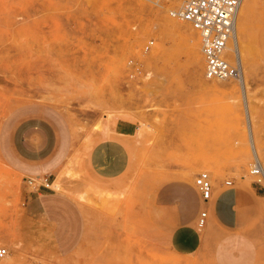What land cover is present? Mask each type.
I'll use <instances>...</instances> for the list:
<instances>
[{
  "label": "rangeland",
  "instance_id": "374dc122",
  "mask_svg": "<svg viewBox=\"0 0 264 264\" xmlns=\"http://www.w3.org/2000/svg\"><path fill=\"white\" fill-rule=\"evenodd\" d=\"M242 8L247 107L234 81L203 76L196 31L160 1L0 0V264H264L262 187L236 226L198 227L195 251L169 242L198 209L197 171L256 186L247 111L264 165V0ZM35 113L57 120L40 171L9 148ZM116 118L134 124L127 164L100 178L86 152Z\"/></svg>",
  "mask_w": 264,
  "mask_h": 264
},
{
  "label": "crops",
  "instance_id": "0c3cea01",
  "mask_svg": "<svg viewBox=\"0 0 264 264\" xmlns=\"http://www.w3.org/2000/svg\"><path fill=\"white\" fill-rule=\"evenodd\" d=\"M55 121L57 120L52 115L35 113L19 118L11 125L9 148L18 159L29 164L33 171L48 169L51 165L47 160L52 155L56 144ZM133 125L130 121L119 118L107 124L109 132L114 136L98 138L86 152L85 165L93 175L111 178L124 170L128 160V150L119 135L126 136ZM97 134L99 131L93 130V137ZM43 177L47 178L42 176L39 184ZM49 182L50 180L44 187H48ZM260 188L257 184L253 186L244 181L232 184V179L229 185L221 183L217 187L212 186L211 198L205 203H200L199 199L197 202L198 208L204 205L208 209L204 223L205 230L209 231L212 225L224 228L234 227L239 224L243 215L257 211L249 206V200L258 202L256 198L261 197L262 194H259L256 189ZM262 190L264 191L263 188ZM195 216L196 213L188 220L175 224L169 240L173 249L193 252L200 246L202 237L197 229L199 226L195 224ZM208 219L209 226H207Z\"/></svg>",
  "mask_w": 264,
  "mask_h": 264
},
{
  "label": "built area",
  "instance_id": "2783aa9c",
  "mask_svg": "<svg viewBox=\"0 0 264 264\" xmlns=\"http://www.w3.org/2000/svg\"><path fill=\"white\" fill-rule=\"evenodd\" d=\"M146 1L151 4L160 1L169 16L187 22L196 31L202 58V74L206 79L234 81L243 89L242 67L237 51L235 48L234 51L227 48L234 32L235 14L240 0H177L178 4H171L176 0ZM152 41L151 38L147 39L143 50H146ZM129 62L132 60H128ZM248 172L255 177L252 181L264 189V170L256 157H252ZM27 181L31 182V178ZM192 183L200 203H205L211 198L213 185L206 170L197 171L193 175ZM222 183L229 185L231 179L225 178ZM41 184L48 185L46 177L42 178ZM207 215V207H199L195 224L203 226ZM6 251V247L0 245V258Z\"/></svg>",
  "mask_w": 264,
  "mask_h": 264
},
{
  "label": "bare ground",
  "instance_id": "6f19581e",
  "mask_svg": "<svg viewBox=\"0 0 264 264\" xmlns=\"http://www.w3.org/2000/svg\"><path fill=\"white\" fill-rule=\"evenodd\" d=\"M255 0H240L239 2V5L237 7V10H236V14H235V21H234V32H233V35L231 36V39L229 40V43L227 44V48L231 51H234V48L236 49L237 51V55L240 59V63H241V67H242V81H243V89H242V94H243V98H244V103H245V107H247V89H248V83L246 81V76L245 74H243V71H244V68L242 66V55L244 52V49H243V44H242V40H243V35H242V18H243V3L247 4V3H250V2H254ZM241 3V4H240ZM247 8V7H246ZM167 23V22H166ZM241 35L243 37H241ZM192 51H194L195 53L198 54V51L195 50L194 47L191 48ZM245 95V96H244ZM247 119H248V124H249V134H250V141H251V145H252V153L251 155H253L254 157H256L258 159V161L260 162L263 170H264V165L262 164V159L260 157V154H259V150L257 148V146L255 145L254 143V137L252 135V125H251V118H250V115L247 111ZM252 156V157H253Z\"/></svg>",
  "mask_w": 264,
  "mask_h": 264
}]
</instances>
